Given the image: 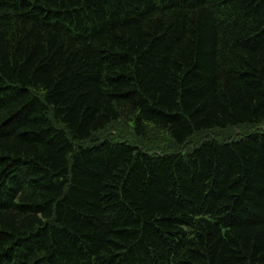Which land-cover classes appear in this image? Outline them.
Wrapping results in <instances>:
<instances>
[{"label": "trees", "instance_id": "16d2710c", "mask_svg": "<svg viewBox=\"0 0 264 264\" xmlns=\"http://www.w3.org/2000/svg\"><path fill=\"white\" fill-rule=\"evenodd\" d=\"M0 264H264V0H0Z\"/></svg>", "mask_w": 264, "mask_h": 264}, {"label": "rangeland", "instance_id": "374dc122", "mask_svg": "<svg viewBox=\"0 0 264 264\" xmlns=\"http://www.w3.org/2000/svg\"><path fill=\"white\" fill-rule=\"evenodd\" d=\"M121 135L123 137H127L128 139L132 138L133 137V134L131 133V131H127V130H121Z\"/></svg>", "mask_w": 264, "mask_h": 264}]
</instances>
